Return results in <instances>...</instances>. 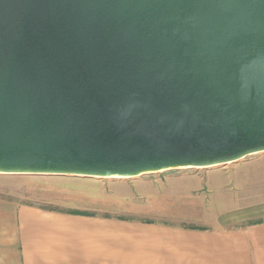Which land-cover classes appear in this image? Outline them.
<instances>
[{"label": "water", "instance_id": "water-1", "mask_svg": "<svg viewBox=\"0 0 264 264\" xmlns=\"http://www.w3.org/2000/svg\"><path fill=\"white\" fill-rule=\"evenodd\" d=\"M264 152V0H0V172L109 177Z\"/></svg>", "mask_w": 264, "mask_h": 264}, {"label": "crops", "instance_id": "crops-1", "mask_svg": "<svg viewBox=\"0 0 264 264\" xmlns=\"http://www.w3.org/2000/svg\"><path fill=\"white\" fill-rule=\"evenodd\" d=\"M153 183L175 197L126 218L109 205H0V264H264V152Z\"/></svg>", "mask_w": 264, "mask_h": 264}, {"label": "rangeland", "instance_id": "rangeland-1", "mask_svg": "<svg viewBox=\"0 0 264 264\" xmlns=\"http://www.w3.org/2000/svg\"><path fill=\"white\" fill-rule=\"evenodd\" d=\"M235 163L210 167H172L118 178L0 172V205H46L57 208L71 205L92 213H97V208H108L109 205L110 208L113 206L115 216L126 218L133 214L131 205H151L175 197L177 189L170 188L169 191L164 186L159 187L153 183L155 180L204 176L214 170L235 168Z\"/></svg>", "mask_w": 264, "mask_h": 264}, {"label": "bare ground", "instance_id": "bare-ground-1", "mask_svg": "<svg viewBox=\"0 0 264 264\" xmlns=\"http://www.w3.org/2000/svg\"><path fill=\"white\" fill-rule=\"evenodd\" d=\"M118 177H121V176H109L108 178H118Z\"/></svg>", "mask_w": 264, "mask_h": 264}]
</instances>
